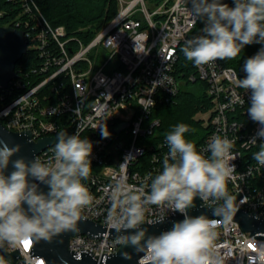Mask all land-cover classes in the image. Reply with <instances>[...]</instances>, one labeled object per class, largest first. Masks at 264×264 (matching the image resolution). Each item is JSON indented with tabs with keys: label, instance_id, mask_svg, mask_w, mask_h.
<instances>
[{
	"label": "built area",
	"instance_id": "built-area-1",
	"mask_svg": "<svg viewBox=\"0 0 264 264\" xmlns=\"http://www.w3.org/2000/svg\"><path fill=\"white\" fill-rule=\"evenodd\" d=\"M6 1L20 8L7 27L23 32L26 49L34 50L42 63L29 72L16 73V78L0 88V123L10 132H29L33 141L56 137L64 129L74 135L79 127L80 138L92 142V171L82 183L94 201L82 210L81 217L106 231L70 237L68 251L76 257L89 254L104 260L120 247L106 224L111 190L121 179L130 186H150L151 178L162 170L169 149L165 138L156 137L160 122L152 112L179 94L176 65L184 56L182 48L187 40L203 35L205 21L200 27V19L193 23L187 11L190 0H117L116 14L84 43L69 35L64 26H52L35 0ZM226 4L234 7L233 0ZM188 64L192 66L188 81L203 82L210 101V107L201 111L208 113L206 120L199 119L206 134L195 144L196 149H206L214 135L234 140L232 151L237 158L230 163L244 179L230 181L228 191L239 197V209L264 217V167L253 159L264 138L257 137V144L247 149L241 147L261 127L247 113L251 90L239 88L237 72L221 60L200 67ZM33 76L38 78L34 84ZM98 125L107 126L108 138L102 137ZM54 146L35 158L42 163L52 160ZM203 154L210 156L206 151ZM249 167L252 172L246 175ZM198 200L204 208L223 203ZM174 215L181 214L151 205L145 219ZM211 219L220 221L215 246L221 264H264V240L244 232L233 219ZM32 245L29 241L27 247L23 243L19 249L7 250L6 244L7 253L18 251L19 258H4V264H46L42 257L31 254Z\"/></svg>",
	"mask_w": 264,
	"mask_h": 264
},
{
	"label": "clouds",
	"instance_id": "clouds-1",
	"mask_svg": "<svg viewBox=\"0 0 264 264\" xmlns=\"http://www.w3.org/2000/svg\"><path fill=\"white\" fill-rule=\"evenodd\" d=\"M233 2L234 7H229L221 0H190L187 11L193 23L200 18L205 21L203 35L187 40L182 48L185 58L194 66L233 60L245 45L264 44V0ZM243 71L246 76L237 78L236 84L245 91L251 90L247 113L261 126L256 137L241 144L247 149L257 144V137L264 138V47L244 62ZM237 100L244 102L241 97ZM98 126L102 137L108 138L107 126ZM190 131L188 125L180 123L166 134L169 151L150 186H130L121 179L111 190L107 227L117 233L116 244L132 246L137 253H143L138 264H221L215 246L220 221L206 215L192 217L187 210L194 207L197 197L211 204L223 201L213 208L214 215L224 221L232 220L239 204L236 196L229 193L228 184L244 179V175H237L236 166L230 163L237 158L232 151L234 140L214 135L206 149L197 151L195 144L185 138ZM19 151V145L9 147L0 140V248L7 244V250L19 249L24 241L51 240L66 231L76 232L82 210L94 201L82 183L91 175L93 144L80 138L79 127L74 135L63 130L57 134L52 160L42 163L37 158L31 162L16 159L12 161L14 171L6 176L4 170L10 158ZM205 151L210 156L206 157ZM253 159L264 167V142L259 143ZM251 172L249 167L246 175ZM29 177L47 185L49 191H39L38 184L30 183ZM151 205L179 212L184 219L158 236H146L147 229L141 225L163 223L165 219L160 216L146 221ZM123 256L132 258L127 252ZM0 264H4L3 256Z\"/></svg>",
	"mask_w": 264,
	"mask_h": 264
},
{
	"label": "trees",
	"instance_id": "trees-1",
	"mask_svg": "<svg viewBox=\"0 0 264 264\" xmlns=\"http://www.w3.org/2000/svg\"><path fill=\"white\" fill-rule=\"evenodd\" d=\"M40 11L52 26H64L69 35L88 43L95 33L99 31L117 12V0H35ZM159 1V0H151ZM20 8L13 6L6 0H0V26L7 27L10 18L19 13ZM204 21L200 18L198 26ZM264 44L253 43L245 45L242 52L233 60H222L224 66L232 67L243 79L244 62L254 56ZM42 59L34 50L27 49L26 53L15 64V73L29 72L34 67H40ZM184 56H180L176 65V74L181 82L180 92L177 97L168 103L158 104L152 116L159 119L160 125L155 131L156 137L165 138L166 134L180 123L186 124L191 129L185 134L186 140L198 144L206 134V128L199 119H194L195 114L205 111L210 107V101L205 94V85L196 80L187 79L192 71ZM38 78L33 76V84Z\"/></svg>",
	"mask_w": 264,
	"mask_h": 264
},
{
	"label": "water",
	"instance_id": "water-1",
	"mask_svg": "<svg viewBox=\"0 0 264 264\" xmlns=\"http://www.w3.org/2000/svg\"><path fill=\"white\" fill-rule=\"evenodd\" d=\"M226 2L227 0H221V3ZM26 46V39L21 30L0 26V88H5L11 79L17 77L15 73V64L26 53ZM63 131L67 133L65 129ZM0 140L5 141L9 147H14L16 145L20 146V151L10 158L9 166L4 170V174L8 176L14 171L12 161L23 158L26 162H31L43 149L54 145L57 142V136L45 137L33 141L29 132H10L0 123ZM29 182L37 183L39 186L38 190L45 194L49 191L47 185L33 180L31 177H29ZM238 198L237 196L236 201ZM23 207L27 209L26 204L23 205ZM213 208L214 207H201L198 198H196L194 200V207L189 208L187 213L192 217L206 215L210 219L216 218ZM183 219V215H174L165 218L163 223L153 225L144 223L141 227L147 229L146 236H158L164 231L171 230L175 222L182 221ZM233 220L238 223L244 232L249 233L256 239L264 240V217L256 215L255 213H247L239 209L233 217ZM105 231L106 229L103 226L81 218L78 222V230L76 232L66 231L54 236L51 240L41 239L35 242L32 241L31 254L42 257L46 264H138L139 258L143 253H137L132 246H120L115 254L106 257L104 260H96L89 254H82L80 257H76L68 251V241L70 237L77 234L98 235ZM134 231L135 230H128L129 233ZM108 232L113 237L117 236L115 230L109 229ZM125 252L129 253L132 258L125 259L123 256ZM0 256L15 261L19 258V252L7 253L5 244V247L0 248Z\"/></svg>",
	"mask_w": 264,
	"mask_h": 264
},
{
	"label": "rangeland",
	"instance_id": "rangeland-1",
	"mask_svg": "<svg viewBox=\"0 0 264 264\" xmlns=\"http://www.w3.org/2000/svg\"><path fill=\"white\" fill-rule=\"evenodd\" d=\"M110 20H111V19H110ZM110 20H109V21H110ZM109 21H108V22H109ZM108 22H107V23H108ZM107 23H106V24H107ZM106 24H105V25H106ZM105 25H103V26H105ZM103 26H102V27H103ZM207 116H208V113H207V112H205V113H201V112H200V113L195 114L194 119H204V120H206Z\"/></svg>",
	"mask_w": 264,
	"mask_h": 264
},
{
	"label": "snow or ice",
	"instance_id": "snow-or-ice-1",
	"mask_svg": "<svg viewBox=\"0 0 264 264\" xmlns=\"http://www.w3.org/2000/svg\"><path fill=\"white\" fill-rule=\"evenodd\" d=\"M23 243L25 244V247H27L29 244V241H24Z\"/></svg>",
	"mask_w": 264,
	"mask_h": 264
}]
</instances>
